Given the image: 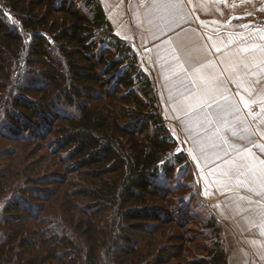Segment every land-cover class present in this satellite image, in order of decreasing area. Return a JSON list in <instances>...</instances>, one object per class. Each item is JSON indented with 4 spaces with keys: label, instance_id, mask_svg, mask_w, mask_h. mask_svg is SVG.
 Masks as SVG:
<instances>
[{
    "label": "trees",
    "instance_id": "16d2710c",
    "mask_svg": "<svg viewBox=\"0 0 264 264\" xmlns=\"http://www.w3.org/2000/svg\"><path fill=\"white\" fill-rule=\"evenodd\" d=\"M6 1H0V264H168L180 245H160L147 257L140 233L173 217L158 206L169 196L161 179L186 156L174 151L133 46L114 32L101 0H80V7L75 0ZM103 27L109 39L100 40L121 57H106L107 45L97 52ZM35 155L53 158V167L36 170ZM215 240L198 264H229Z\"/></svg>",
    "mask_w": 264,
    "mask_h": 264
},
{
    "label": "crops",
    "instance_id": "0c3cea01",
    "mask_svg": "<svg viewBox=\"0 0 264 264\" xmlns=\"http://www.w3.org/2000/svg\"><path fill=\"white\" fill-rule=\"evenodd\" d=\"M104 1V6L108 7V0ZM115 1L116 6L109 7V15L123 17L122 21L115 20L116 32L130 40L145 60L149 57L151 62L163 64L162 70L156 71L155 80L164 96V111L174 112L176 116L186 112L205 115L208 110L199 109L203 89L210 83L223 81L222 95L218 94L216 99L221 106L232 107L222 114L218 125L215 124L216 116L211 115L210 121H213L212 129L218 128L227 140V151L232 159L223 162L219 158L221 161L209 168L213 179L207 185L215 197L229 190L224 200L216 199L217 202L223 201L221 215L228 226V238L232 239L229 254L239 257L235 264H264V179L255 175L264 167L259 163L264 160V138L258 134L264 129V115L260 112L264 99L257 96V93L264 94V75L254 78H259L262 87L258 86L259 91L256 90L251 103L248 91H244L245 82L251 81V77L243 78L241 84L242 78L239 77L238 82L233 75L221 80L218 71L219 64H222L227 74L230 69L236 72L232 53L244 48L254 49L246 54L251 61V70L264 65L252 66L257 54L264 59L261 52L264 43L250 33L252 17L264 13V0ZM177 43L183 47H177ZM150 49H156L155 60H151ZM260 58L257 62L262 61ZM190 64L201 70L191 71ZM207 67L215 71L211 76L202 74ZM193 80L197 81L196 85L190 84ZM241 95L248 101L249 108H244ZM250 111L255 119L249 115ZM240 157L249 163V169L231 177L225 175L229 168L235 169V161Z\"/></svg>",
    "mask_w": 264,
    "mask_h": 264
},
{
    "label": "rangeland",
    "instance_id": "374dc122",
    "mask_svg": "<svg viewBox=\"0 0 264 264\" xmlns=\"http://www.w3.org/2000/svg\"><path fill=\"white\" fill-rule=\"evenodd\" d=\"M8 5L6 0H0ZM103 6L105 1L101 0ZM108 7L105 5L104 9L106 15L113 26V30L116 34V21H122L123 17H115L109 15V7L114 8L116 6L115 0H108L106 2ZM80 0H75L74 5L77 7L82 6ZM7 11L10 13L12 9L10 6H6ZM82 11H87L86 9H81ZM112 10V9H111ZM113 19V20H112ZM96 31V29H95ZM98 33L95 36L97 40V52L100 48L107 45L104 41L100 39H109L107 36L108 31L106 27L97 29ZM250 33L254 34L257 39H261V42L264 43V13L252 17ZM119 35V34H118ZM107 36V37H106ZM120 36V35H119ZM122 37V36H120ZM127 42L132 45V42L124 38ZM133 46V45H132ZM253 44L251 45V47ZM112 50L110 54H106V57L116 56L121 57L122 53L115 51L112 45L108 46ZM120 47V46H119ZM117 46V48H119ZM138 57V64L143 69V71L152 79L154 84V89L158 97V110L160 111L166 125L170 129L172 136L176 141V147L174 151L183 152L186 156V159L183 163L175 166V172L168 179L162 178L161 187L169 193V196L165 200H158V206L162 209L170 210L172 218H166L165 223L160 224L157 227L152 229L148 228V232H141L140 237L142 245L144 246V255L150 257L157 252L159 253L160 245L173 247L175 243L180 245L179 249H176L177 257H171L168 260V264H198L202 259H207L210 257L209 251L213 248V242H217L215 239H219V242L227 250L228 263L235 264L236 260L239 259L238 256H230V246H232V239L228 238V226L225 223V219L222 218L220 205L223 203L222 200L217 202V199H223L224 195L229 193L228 191H223L218 193L215 197V193L210 192V187L207 183L212 181L213 177L210 172V167L214 164H218L223 159L225 151L227 150V144H223V150L218 148L216 145L221 143L220 139H217L213 132L217 129H212L211 124L208 121L211 120V115H204V113H191L186 112L176 116L174 112L164 111V96L159 90L158 83L156 79V71L162 70V63L155 64L150 61V58L147 57V60L144 59L140 50L136 47H132ZM264 48V47H263ZM154 50L150 49L151 60H155ZM252 51L254 49H251ZM115 52V53H114ZM113 53V54H111ZM261 57L260 54H257L253 58L254 63L252 66L261 64V61L257 60ZM260 59H263L262 57ZM227 65V64H226ZM217 66V65H216ZM263 66V67H262ZM255 69V68H254ZM252 69L251 81L245 82L244 88L248 89V98L251 99L254 93L256 92L259 85L262 87V82L254 83V78L264 75V65H260L258 69ZM254 70V71H253ZM219 76L221 75V80H226L228 75H233L236 81L239 76L235 71L229 70L227 74V69H224L222 64H219ZM215 71L210 67H207L204 70L205 76H211ZM198 75V74H197ZM198 78V77H197ZM237 86V85H236ZM241 86V85H240ZM264 87V85H263ZM259 90H257L258 92ZM264 94L257 96L260 100L264 99ZM182 99H185V96H181ZM168 104L167 101H165ZM207 129V131H206ZM150 133V131H149ZM220 137L221 133L219 132ZM223 138V137H222ZM223 140L227 141L223 138ZM27 147V148H26ZM34 143L24 145L23 150L33 149ZM22 150V152H23ZM173 153L170 155L169 159L172 158ZM22 156L19 155L17 158L14 171L18 172L17 167L22 165L21 163ZM221 158V160H219ZM30 161L35 163L34 166L36 170L48 171L51 166L53 167V158L49 156L42 157L38 159L37 155L30 158ZM22 167L21 169H23ZM163 197V196H162ZM213 198H215L213 200ZM217 198V199H216ZM225 199V198H224ZM223 199V200H224ZM179 201V202H177ZM165 207V208H164ZM164 243V244H161ZM233 246L236 248L235 244ZM111 255H106L105 259L107 261L112 260V256L115 255L113 248L110 249ZM167 256H170L168 254Z\"/></svg>",
    "mask_w": 264,
    "mask_h": 264
},
{
    "label": "snow or ice",
    "instance_id": "6c2138e0",
    "mask_svg": "<svg viewBox=\"0 0 264 264\" xmlns=\"http://www.w3.org/2000/svg\"><path fill=\"white\" fill-rule=\"evenodd\" d=\"M169 7H176V5H167ZM177 47H183L182 44L177 43ZM219 51V50H218ZM251 49L244 48V49H239L238 51H235L232 53L234 57V67L236 69V74L242 78L240 83L242 84L244 82L243 78L250 77L252 75L251 69L249 68V61L248 56L246 55L248 52H250ZM262 56H264V50H261ZM189 61L186 60V63ZM261 63H264V59H262ZM190 70L193 72H199L201 69L196 68L194 65L190 64ZM253 82V81H250ZM254 83H260L259 78H257ZM191 85H196L197 81L193 80L190 82ZM223 81H219L215 84H211L208 87H205L203 89V94H202V100L199 103V109L202 111L204 109H207L208 111L205 113V115H213L216 116L217 119L215 121V124H219L222 120V114L227 112L229 108H231V105H228L227 107L221 106L220 102L217 101L216 96L220 93V89L222 87ZM238 87H240V84H238ZM245 92L248 91V89H244ZM226 100V98H225ZM240 101L243 104L244 108H249L248 101L244 99V96H240ZM213 108H216V111L213 112ZM260 112L262 115H264V104L260 105ZM249 115H253L251 111L249 112ZM253 119H255V116L253 115ZM209 124H213V121H208ZM207 131V129H206ZM262 138H264V129L259 130V133ZM213 135L221 140V143L216 145L218 148H221L223 150V144L227 143V141L223 140L222 137L219 135V129L217 128L214 132ZM255 146V145H254ZM247 150V149H245ZM225 151V155L223 157L224 160H231V153L228 152L227 150ZM254 159H258L254 157ZM259 163L261 166H264V160H259ZM249 169V163L244 159V157H240L239 160L235 161V169L229 168L226 172L225 175L231 177L234 176L237 172H244L245 170ZM255 175L260 176L262 179H264V167H261V169L255 173ZM262 187H264V184H262Z\"/></svg>",
    "mask_w": 264,
    "mask_h": 264
}]
</instances>
